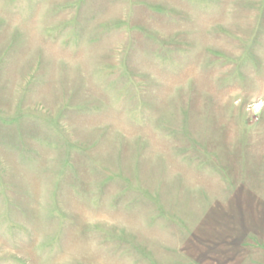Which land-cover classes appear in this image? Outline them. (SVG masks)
Listing matches in <instances>:
<instances>
[{
  "label": "rangeland",
  "instance_id": "obj_1",
  "mask_svg": "<svg viewBox=\"0 0 264 264\" xmlns=\"http://www.w3.org/2000/svg\"><path fill=\"white\" fill-rule=\"evenodd\" d=\"M0 264H264V0H0Z\"/></svg>",
  "mask_w": 264,
  "mask_h": 264
}]
</instances>
